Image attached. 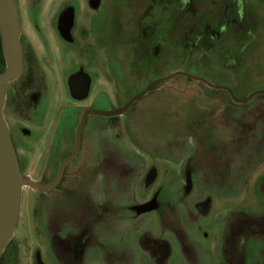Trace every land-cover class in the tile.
<instances>
[{
  "label": "rangeland",
  "instance_id": "1",
  "mask_svg": "<svg viewBox=\"0 0 264 264\" xmlns=\"http://www.w3.org/2000/svg\"><path fill=\"white\" fill-rule=\"evenodd\" d=\"M51 1L16 0L39 57L38 36L55 42ZM95 12L100 102L142 97L99 117L62 190L23 188L0 264H264V0H99ZM53 95L58 112L90 103L60 79ZM5 115L23 175L45 181L47 134L24 140Z\"/></svg>",
  "mask_w": 264,
  "mask_h": 264
},
{
  "label": "flooded vegetation",
  "instance_id": "2",
  "mask_svg": "<svg viewBox=\"0 0 264 264\" xmlns=\"http://www.w3.org/2000/svg\"><path fill=\"white\" fill-rule=\"evenodd\" d=\"M50 3L55 4L51 12L52 18L50 24V28L54 31L55 36L53 37L55 42L51 44L46 40H42L38 36V26L36 24L34 26L29 24L30 28L36 31L43 55L39 57L30 39L25 34L22 35L23 59L21 71L19 76L6 85L5 107L3 111L6 121L8 120V116L5 115V112L8 115H15L19 119V125L16 128L20 137L24 140H39L41 136L47 134L46 166L49 167L47 170L49 177L43 182H52L56 178L58 166L62 160L71 156L75 148H77L74 157L64 166L60 182L57 183L55 188L40 193L62 190L67 183L80 175L77 165L82 164L81 160L84 149H87L88 146H93L92 137L103 128V123L99 120V117H104L93 114L86 115L81 129L77 133L81 116L85 110L104 112L115 110H107L104 107V103L100 102L104 93L100 92L99 89L96 92L94 91L99 86V79H101V60L98 61L95 57L97 52H103V42L97 38L100 14L95 11L99 8V0H60L59 2L53 0ZM80 13L90 14L88 23L78 25ZM92 40L94 44H92ZM51 46L55 47L57 52V59L55 60L47 57L50 54ZM67 56L71 58L72 66L63 69L62 66L58 65H61V60H65ZM4 69L5 61L0 42V73ZM91 72H94V75ZM48 78H51V89L48 87ZM59 79L64 87L65 94L73 103L86 100L90 101V103L88 105L76 106L75 108L65 107L58 112V109L52 105V101L47 102L46 95L50 93L56 97ZM151 88L149 87L145 94ZM141 97L135 98L137 100ZM119 107L123 106H118L117 108ZM119 115L104 118L113 119ZM47 123L49 130L44 128ZM32 125L36 126V128ZM14 148L19 160L20 170L23 174V166L16 145ZM7 249L8 246L6 247ZM72 256H76L74 252ZM34 260L35 264H37L36 259Z\"/></svg>",
  "mask_w": 264,
  "mask_h": 264
},
{
  "label": "water",
  "instance_id": "3",
  "mask_svg": "<svg viewBox=\"0 0 264 264\" xmlns=\"http://www.w3.org/2000/svg\"><path fill=\"white\" fill-rule=\"evenodd\" d=\"M20 18L16 0H0V38L4 55L5 69L0 73V257L15 233L20 215V199L25 187L38 192H47L60 182L64 166L77 152L62 160L58 166L56 178L52 182H38L22 174L14 143L9 132V125L3 115L5 107L6 85L21 71L23 51L21 43ZM135 99L123 107L110 112L85 110L79 123V133L86 115L112 117L123 114ZM79 144V138H78Z\"/></svg>",
  "mask_w": 264,
  "mask_h": 264
}]
</instances>
